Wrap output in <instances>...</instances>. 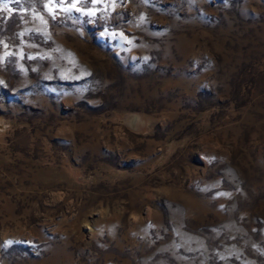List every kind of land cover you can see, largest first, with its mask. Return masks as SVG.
Here are the masks:
<instances>
[{"label":"rangeland","instance_id":"obj_1","mask_svg":"<svg viewBox=\"0 0 264 264\" xmlns=\"http://www.w3.org/2000/svg\"><path fill=\"white\" fill-rule=\"evenodd\" d=\"M0 264H264V0H0Z\"/></svg>","mask_w":264,"mask_h":264}]
</instances>
